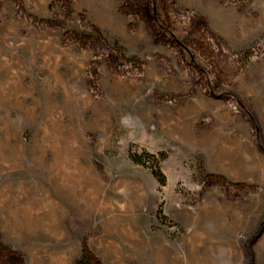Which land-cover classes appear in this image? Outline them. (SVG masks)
Wrapping results in <instances>:
<instances>
[{
	"label": "rangeland",
	"instance_id": "rangeland-1",
	"mask_svg": "<svg viewBox=\"0 0 264 264\" xmlns=\"http://www.w3.org/2000/svg\"><path fill=\"white\" fill-rule=\"evenodd\" d=\"M129 150L165 151L166 185ZM58 151L92 165V208ZM85 246L264 264V0H0V264Z\"/></svg>",
	"mask_w": 264,
	"mask_h": 264
},
{
	"label": "crops",
	"instance_id": "crops-1",
	"mask_svg": "<svg viewBox=\"0 0 264 264\" xmlns=\"http://www.w3.org/2000/svg\"><path fill=\"white\" fill-rule=\"evenodd\" d=\"M63 154V152L60 154L59 151L55 154V158L48 164L50 170L54 172V174L57 171V174H60L67 184L73 186V193L75 196L77 195L85 199L84 202L88 209L92 208L94 203L90 202L88 198L94 197L95 199L97 197L96 195L100 193L98 189L94 187L97 176L93 171L92 165L81 162L71 163L72 156L68 153L65 155ZM73 156L74 158L76 157L75 155ZM61 159H63L62 162ZM88 185H90V188H88ZM94 202L96 203V201Z\"/></svg>",
	"mask_w": 264,
	"mask_h": 264
},
{
	"label": "trees",
	"instance_id": "trees-1",
	"mask_svg": "<svg viewBox=\"0 0 264 264\" xmlns=\"http://www.w3.org/2000/svg\"><path fill=\"white\" fill-rule=\"evenodd\" d=\"M131 147L134 143H131ZM129 158L136 164H142L151 169L153 176L157 179L160 186H165L167 183V176L160 167L161 161L167 158V153L161 151L157 154L151 153L149 151L143 150L142 153L128 152ZM158 217H162V209L160 208L157 213ZM93 255L89 249L85 246L83 248L82 256L76 261L75 264H94Z\"/></svg>",
	"mask_w": 264,
	"mask_h": 264
}]
</instances>
